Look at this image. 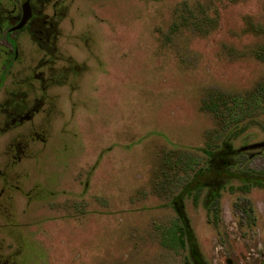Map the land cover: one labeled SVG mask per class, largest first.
<instances>
[{"label": "rangeland", "instance_id": "374dc122", "mask_svg": "<svg viewBox=\"0 0 264 264\" xmlns=\"http://www.w3.org/2000/svg\"><path fill=\"white\" fill-rule=\"evenodd\" d=\"M29 8L13 53L0 0V264H264V0Z\"/></svg>", "mask_w": 264, "mask_h": 264}, {"label": "trees", "instance_id": "16d2710c", "mask_svg": "<svg viewBox=\"0 0 264 264\" xmlns=\"http://www.w3.org/2000/svg\"><path fill=\"white\" fill-rule=\"evenodd\" d=\"M210 107V105H209ZM216 111V110H213ZM254 170H246L245 172H253ZM258 172L261 175H264V169H260ZM260 183V182H258ZM262 184V183H261ZM250 187V184L247 182H244L241 186H239V189L242 191H247ZM215 209L216 204L211 206ZM241 213L245 216H247L249 219L252 218V207L249 203V200L242 199L241 206H239ZM168 237L167 240H163V244L170 246L172 248H175L176 246L182 247L184 245V228L183 225L179 223V220L177 218V222L175 221L174 224H172L168 229Z\"/></svg>", "mask_w": 264, "mask_h": 264}, {"label": "flooded vegetation", "instance_id": "af4514ba", "mask_svg": "<svg viewBox=\"0 0 264 264\" xmlns=\"http://www.w3.org/2000/svg\"><path fill=\"white\" fill-rule=\"evenodd\" d=\"M30 1H31V0H28V4L30 3ZM19 2H20V8H21V16H20L19 20H18L16 23H14L13 25L9 26V27L7 28V30L5 31V33H4V37H5L6 41H8L9 44H10V46H11V48H13V53H14V52L16 53V48H15V46H14V41H13V39H12V37H11V33H12L13 31L17 30V29H12V28L15 27V26L19 23V21H20V19H21V17H22V0H19ZM14 55H15V54H14ZM8 63H9V60H6V61L3 63V68L7 67Z\"/></svg>", "mask_w": 264, "mask_h": 264}, {"label": "water", "instance_id": "95a60500", "mask_svg": "<svg viewBox=\"0 0 264 264\" xmlns=\"http://www.w3.org/2000/svg\"><path fill=\"white\" fill-rule=\"evenodd\" d=\"M30 15V8L28 4V0H22V17L19 23L13 27L12 29H18L24 25Z\"/></svg>", "mask_w": 264, "mask_h": 264}]
</instances>
